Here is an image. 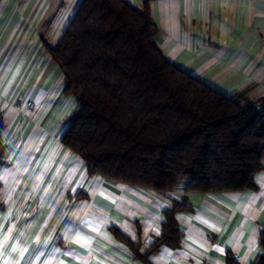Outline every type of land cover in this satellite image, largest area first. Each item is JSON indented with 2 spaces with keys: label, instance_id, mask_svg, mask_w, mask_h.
I'll list each match as a JSON object with an SVG mask.
<instances>
[{
  "label": "crops",
  "instance_id": "obj_1",
  "mask_svg": "<svg viewBox=\"0 0 264 264\" xmlns=\"http://www.w3.org/2000/svg\"><path fill=\"white\" fill-rule=\"evenodd\" d=\"M80 0H0V264H251L264 234V158L255 188L154 192L88 176L60 137L76 100L46 46ZM148 6L168 62L224 96L264 98V0H123ZM30 103L32 107H28ZM177 248L144 255L173 202Z\"/></svg>",
  "mask_w": 264,
  "mask_h": 264
},
{
  "label": "trees",
  "instance_id": "obj_2",
  "mask_svg": "<svg viewBox=\"0 0 264 264\" xmlns=\"http://www.w3.org/2000/svg\"><path fill=\"white\" fill-rule=\"evenodd\" d=\"M148 6L123 0H80L55 47L46 46L63 75L64 93L76 100L60 137L88 176L158 195L184 183L185 194L255 188L264 158V98L249 89L224 96L162 56ZM4 124L0 117V164ZM1 191V183H0ZM186 202L164 211L161 233L144 255L177 248L175 216ZM251 264H264V234ZM225 264H238L229 252Z\"/></svg>",
  "mask_w": 264,
  "mask_h": 264
},
{
  "label": "rangeland",
  "instance_id": "obj_3",
  "mask_svg": "<svg viewBox=\"0 0 264 264\" xmlns=\"http://www.w3.org/2000/svg\"><path fill=\"white\" fill-rule=\"evenodd\" d=\"M27 106H28V107H32V105H31L30 103H27Z\"/></svg>",
  "mask_w": 264,
  "mask_h": 264
}]
</instances>
